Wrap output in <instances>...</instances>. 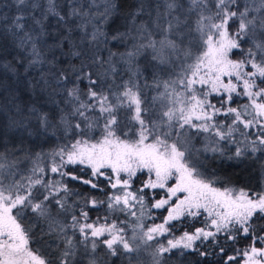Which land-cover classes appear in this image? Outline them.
<instances>
[{"label": "snow or ice", "instance_id": "obj_1", "mask_svg": "<svg viewBox=\"0 0 264 264\" xmlns=\"http://www.w3.org/2000/svg\"><path fill=\"white\" fill-rule=\"evenodd\" d=\"M0 96V264H264V0H0Z\"/></svg>", "mask_w": 264, "mask_h": 264}, {"label": "trees", "instance_id": "obj_2", "mask_svg": "<svg viewBox=\"0 0 264 264\" xmlns=\"http://www.w3.org/2000/svg\"><path fill=\"white\" fill-rule=\"evenodd\" d=\"M62 2V0H61ZM111 51L113 52H125L126 48L124 46H121L119 44H115V43H111L108 46ZM105 55H107V53H105ZM127 77H125L126 79ZM118 82V81H117ZM27 97H25L26 99ZM210 99H212L213 102L217 101V97L212 96L210 97ZM238 103H243L244 99L243 98H239ZM8 103V101L3 97L0 96V120H6L7 116L9 115V113L7 112V110L5 109V105ZM64 141L62 140H58L56 138H53L52 140H50L47 144H43L42 147L45 151H51L52 149H54L58 144H63ZM197 147H201L200 144H197ZM36 151H40V147H36L35 148ZM207 155L211 158L213 156L212 153H207ZM210 168L209 171L210 172H215L216 177L220 178L221 181L224 179H230L232 184H234L237 187H243L246 190H251L254 192H261L264 191V187L261 186L260 183V178H259V172H258V167L256 164H252L250 162H243V163H239L237 164L234 161H228V160H222L219 157H216L214 160L210 159L208 161ZM146 179V174L144 173H138L137 177L134 180V188L138 187L140 185V183ZM71 187H76L78 188L80 191L82 192H88L90 191L89 189H87L86 187L82 186V185H77L75 183L70 185ZM217 186H222L221 184H217ZM93 195L97 196L100 199H103V194L101 192H93ZM161 195H163V193H160ZM105 215V208L103 206H101L99 209L96 210H92L90 212V216L92 218H95L97 216L99 217H103ZM157 215H164L163 210H161L160 212L157 213ZM121 220L124 219V216L121 215L119 217ZM201 220L203 219V217L200 218ZM151 222V221H149ZM148 222V223H149ZM159 222V221H157ZM190 224H195V226L199 227L201 226L200 221H191L189 220L188 223H184L181 224L178 227L177 231H182V230H188L189 229V225ZM33 247L34 250L38 249V254H43L44 253V247L42 244L40 243H33L31 245Z\"/></svg>", "mask_w": 264, "mask_h": 264}, {"label": "rangeland", "instance_id": "obj_3", "mask_svg": "<svg viewBox=\"0 0 264 264\" xmlns=\"http://www.w3.org/2000/svg\"><path fill=\"white\" fill-rule=\"evenodd\" d=\"M140 63H141V64H143V63H144V60H143V58H141V59H140ZM173 182H174V181H170L169 183H173ZM164 214H166V213L164 212ZM149 223H151V222H149ZM179 232H180V231H177V233H176V234H177V235H179Z\"/></svg>", "mask_w": 264, "mask_h": 264}]
</instances>
